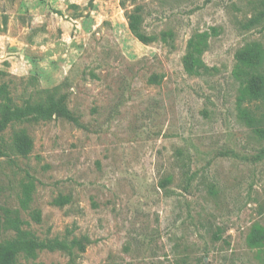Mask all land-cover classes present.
<instances>
[{
  "label": "rangeland",
  "instance_id": "1",
  "mask_svg": "<svg viewBox=\"0 0 264 264\" xmlns=\"http://www.w3.org/2000/svg\"><path fill=\"white\" fill-rule=\"evenodd\" d=\"M262 75L264 0H0V120L52 97L74 118L0 130V243L77 240L20 264H264Z\"/></svg>",
  "mask_w": 264,
  "mask_h": 264
},
{
  "label": "trees",
  "instance_id": "2",
  "mask_svg": "<svg viewBox=\"0 0 264 264\" xmlns=\"http://www.w3.org/2000/svg\"><path fill=\"white\" fill-rule=\"evenodd\" d=\"M140 22L141 16L138 11L135 10L130 16V27L142 41L150 42L153 39V36L147 35L142 31ZM246 54L250 56L252 54V50L249 49ZM256 54L259 58L263 56L262 51H256ZM261 78L264 82V75H262ZM256 94H258L260 97H264L263 90H260L259 88L256 90ZM249 95L250 97H252L251 94ZM244 115L248 119L249 124H251L252 126L258 125L260 123L258 122V120H255V118L249 115V113L245 112ZM33 116L41 118H52L54 116H57L74 120L73 116L70 114V111L57 99L52 97L46 103H37L33 105L30 104L23 108L11 110L2 120H0V130L4 129L10 122L23 120L25 118ZM76 243L77 240H73L71 244L64 240H58L54 243H45L32 239L9 240L4 243H0V264H20L18 262V256L20 253L45 248L67 250L69 254L72 255V249L76 245Z\"/></svg>",
  "mask_w": 264,
  "mask_h": 264
}]
</instances>
